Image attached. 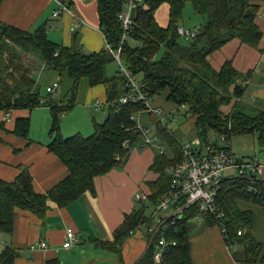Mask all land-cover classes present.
<instances>
[{"label":"trees","instance_id":"16d2710c","mask_svg":"<svg viewBox=\"0 0 264 264\" xmlns=\"http://www.w3.org/2000/svg\"><path fill=\"white\" fill-rule=\"evenodd\" d=\"M62 1L71 7V0ZM96 1L99 29L105 42L113 49L120 47L122 62L137 77L150 100L163 96L177 110L184 108V114L194 118L195 136L203 142L212 140L216 144L221 135L227 142L235 135L256 133L258 144L264 150V109L250 106L242 99L249 72L237 71L230 61H225L216 70L208 60L212 52L231 39L257 46L262 32L255 17L262 0H142L132 9L126 29L120 15L126 9L127 0ZM164 5L168 18L167 24L161 26L156 20V12ZM186 5L205 18L192 39H185L177 31ZM180 37L185 42H181ZM19 49L35 53L57 73L55 80L59 83L66 80V92L58 97L47 92L46 87L53 80L44 88L39 86L23 67ZM113 61L105 47L98 52L85 50L77 31L72 35L70 46L66 47L51 41L43 26L27 31L0 22V110L7 113L48 106L52 123L47 148L68 169L67 176L46 193L34 190L32 176L25 166L19 168L12 181L0 178V236L12 232L16 209L32 212L43 219L50 205L66 206L82 193L94 191V177L124 167L130 150L142 139L131 117L140 114L144 103L119 101L126 89L118 72L107 74V65ZM81 80L90 87H104L107 114L103 122H94L91 134L76 133L64 137L60 132V116L75 106ZM230 104V111L224 113L221 107ZM143 114L165 144L166 151H155L149 170L158 177L148 182L150 194L147 199L137 200L139 204L125 215L123 223L114 232L116 246H120L129 231L139 224L153 226L154 206L169 189L166 168L181 159V143L176 135L160 124L152 113ZM29 121V118L17 119L13 133L27 137ZM3 129L4 125L0 123V130ZM210 132L216 135L214 139H210ZM240 202L264 213V179L224 177L215 194L216 210L221 215L217 219L203 217L204 222L223 229L224 240L232 246L230 252L237 264H264V242L254 234L253 212L241 209ZM196 216V209L187 207L181 216L170 217L155 233L153 241L163 235L167 242L163 264H192L190 221ZM172 241L175 244H171ZM152 245L136 264H155ZM17 256L15 250L5 248L0 255V264H14ZM45 264L60 263L48 260Z\"/></svg>","mask_w":264,"mask_h":264},{"label":"crops","instance_id":"0c3cea01","mask_svg":"<svg viewBox=\"0 0 264 264\" xmlns=\"http://www.w3.org/2000/svg\"><path fill=\"white\" fill-rule=\"evenodd\" d=\"M71 1L69 12L54 17L52 13L57 6L54 0H2L0 22L27 31L43 26L51 41L66 47L70 46L72 35L77 31L80 42L86 50L100 51L105 47V38L99 29L97 1ZM259 4L255 23L262 35L257 46L231 39L212 52L208 60L216 70H219L225 61H230L237 71L243 74L249 72L242 99L250 106L264 109V0L259 1ZM162 10L165 13H162V19L159 20L158 14ZM189 12L194 14L189 19L192 28L202 24L204 16L195 14L191 6ZM167 18V6L164 5L156 12V20L161 26H165ZM182 24L185 26L184 22ZM185 27L189 28L187 25ZM53 94L58 97L60 90ZM83 100H85L84 103L90 104L96 113L106 110L107 114L106 94L102 85L89 86ZM96 102L100 103L101 108H94ZM150 102L161 110L167 120L173 119L172 114L177 108L172 102L167 101L163 96L151 99ZM231 107V104L222 106L221 110L228 113ZM73 108L74 106L70 110ZM35 109L49 111L50 116L34 115L35 124L37 118H41V122L39 126L33 127L31 118ZM105 117L99 119L98 123L103 122ZM20 118L30 120L27 137L13 133L16 120ZM157 119L160 118L157 117ZM140 120L154 133L150 145H145L141 139L130 150L128 160L122 169L113 168L103 175L94 177L93 192L82 193L66 206L50 205L43 219L32 212L16 209L12 220V232L10 235L0 236V255L5 248L9 247L18 253L14 264H45L48 260H58L60 264H136L153 242L155 233L144 224L136 227L120 246H116L113 243L114 232L123 223L125 215L136 208L134 202L139 190L145 188L142 193L147 196L150 194L148 182L155 181L158 174L150 171L149 166L154 159L155 151H160L161 148L166 151L165 144L156 136L155 129L147 121V117L142 114ZM163 120L161 115L160 124L166 127ZM0 123L4 125V129L0 130L1 179L12 181L18 174L19 168L25 166L32 176L34 190L37 193H46L67 176V167L47 148L51 140L49 129L52 123L48 106L30 110L16 109L7 113L0 110ZM193 124L194 118L189 117L177 133L170 131L175 135H186L187 139L183 142L176 135L179 142L184 143L190 138L187 135L188 132L194 131ZM60 132L61 134L65 132L67 135L81 133L80 123L74 117L70 118L69 122L62 121ZM210 133V139H214L216 135L213 132ZM248 135H254V133L232 136L229 142L231 139ZM246 140L243 141L246 145L238 150L243 155L251 154L247 149H254V145L252 149L247 146ZM224 145L230 149L226 142ZM148 147H152L153 151H149ZM262 172L260 178L264 179V168ZM239 207L252 210L254 234L259 241L264 242V227L259 229L255 223L258 215L264 223V213L246 202H240ZM68 228L74 231L76 240L70 247L65 248L63 243ZM189 241L192 264H237L228 249L221 228L217 225H206L204 218L201 223L197 222L191 231Z\"/></svg>","mask_w":264,"mask_h":264},{"label":"built area","instance_id":"2783aa9c","mask_svg":"<svg viewBox=\"0 0 264 264\" xmlns=\"http://www.w3.org/2000/svg\"><path fill=\"white\" fill-rule=\"evenodd\" d=\"M56 9L52 16L57 17L60 13L69 12L70 8L67 2L54 0ZM142 0H127L126 9L120 15L123 26L126 29L130 24V13L132 9ZM197 27L187 28L179 25L177 31L185 39H192L195 36ZM106 50L112 54L114 60L119 66L118 73L123 77V87L126 93L120 98L121 103L129 101H141L144 103V109L140 114H136L133 119L136 123V129L140 132L141 138L145 145H150L153 140L152 130L144 126L140 120L143 113H154L161 121L162 112L154 107L147 94L141 89L137 78L124 65L120 57V47L113 49L110 44L105 42ZM59 90V81L53 80L46 87V91L53 94ZM95 109H99L100 103L96 102ZM219 142L216 144L212 140L203 142L198 136L189 138L186 142L180 144L181 159L166 168L169 176V189L154 206L152 219L153 226L149 227L151 232L156 233L158 229L166 224L170 217L181 216L184 209L194 207L198 216H213L218 218L221 214L216 210L215 194L219 183L224 177L228 176H255L260 177L264 168L256 158H238L231 150L224 145L226 138L224 135L219 136ZM127 144V142H125ZM164 151L163 148L160 152ZM136 200L144 201L147 199L146 194H136ZM172 210L169 217H163V213ZM144 225L143 223L136 226L137 228ZM135 227V228H136ZM223 231V229H221ZM133 230L129 231L131 234ZM240 234V231L238 232ZM75 234L71 228L66 230L63 247L68 248L75 242ZM152 258L155 264H163V253L167 244L165 237L162 235L156 241H153ZM171 244H175L174 241ZM228 249L232 250V246Z\"/></svg>","mask_w":264,"mask_h":264},{"label":"rangeland","instance_id":"374dc122","mask_svg":"<svg viewBox=\"0 0 264 264\" xmlns=\"http://www.w3.org/2000/svg\"><path fill=\"white\" fill-rule=\"evenodd\" d=\"M190 11V6L186 5L184 8V13H183V19L182 22H184L185 26L187 25L189 28H192V23L191 21H189V19L194 15L192 14ZM162 13L164 14L165 11H159V20L160 18L162 19ZM192 15V16H191ZM161 16V17H160ZM164 17V16H163ZM181 42H185L183 38H179ZM81 44V42H80ZM82 45V44H81ZM83 46V45H82ZM83 48L85 49V47L83 46ZM86 50V49H85ZM21 56V61H22V65L23 67L29 71V75L32 78L36 79V83H38L39 86H42L43 88L45 87V84H48L51 82V80H55L58 75L56 72H54L53 70H50L49 67L45 64V62L43 60H41L35 53L33 52H23L20 49L18 50ZM119 70V66L117 64V62L114 60L113 62L109 63L107 65V74L108 75H113L116 72H118ZM68 87V83L66 80H64L62 83H59V90L60 93L66 92V89ZM89 86H87L85 81L80 82L79 84V88H78V93L76 95L77 99H76V105L74 106V108L72 110H69L67 112H65L64 115L60 116V122L68 120V122L70 121V118L74 117V119H76L78 121V123H80V132L81 134L87 136L88 134H90L93 131V122H99L101 118L105 117L106 114V110L104 111H100V112H95L92 108V106L90 104H86L84 103L85 100H83L84 96H85V91L87 90ZM46 95V94H45ZM53 96L55 97L56 95L53 94ZM184 108H181L180 110H176L173 114H172V120H167L165 118V115H162V119L164 124L166 125V127L169 130H173L174 133H177L178 129H182V126L187 122L188 120V115L184 114ZM34 115H43V116H50L49 111H45V110H39V109H35L32 112V124L31 126L35 127L36 125L39 126L40 122H41V118H37L36 119V124L34 122ZM67 117V118H66ZM51 120V118H50ZM87 128V130H86ZM89 130V131H88ZM76 132V131H74ZM64 137H68L71 135H67L65 132L62 133ZM76 134V133H73ZM212 134V133H210ZM40 135V134H38ZM177 137L179 138L180 141H184L187 139L186 135L185 136H181L176 134ZM188 137L192 138L195 136V132L193 130H191L190 132H188ZM212 138L213 135H212ZM245 139L247 142V146H250L251 149L254 145V149L252 150H248L249 152H251V154L249 155H243L241 154L238 150H241L243 148L245 144V142H243ZM231 143V144H230ZM227 145L230 146V149L232 150L231 152L238 158H247V157H256L257 160H259L262 164H264V150L262 148H260L258 142H257V135H248V136H244V137H240V138H234L231 139V141H227L226 142ZM152 147H148L149 151H153ZM248 154V153H247ZM145 190V188H143L142 190H139V194L142 193V191ZM135 206H137L139 204V201L135 200ZM172 213V210L169 209L168 211H165L163 214L165 217H169ZM260 215L256 216L255 218V223L257 225V227L260 229L262 226L264 227V223L263 220L260 219ZM192 221L190 222V226H191V231L195 228V226L198 223H201L203 221V217L202 216H196L195 220L191 219ZM150 227V226H148ZM135 228H133L132 230H134Z\"/></svg>","mask_w":264,"mask_h":264}]
</instances>
